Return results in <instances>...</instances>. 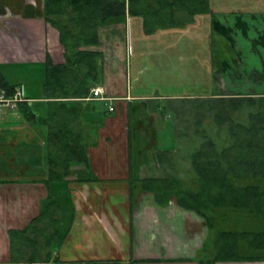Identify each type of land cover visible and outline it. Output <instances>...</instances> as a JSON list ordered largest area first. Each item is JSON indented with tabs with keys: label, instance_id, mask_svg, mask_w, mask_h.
Wrapping results in <instances>:
<instances>
[{
	"label": "crops",
	"instance_id": "obj_1",
	"mask_svg": "<svg viewBox=\"0 0 264 264\" xmlns=\"http://www.w3.org/2000/svg\"><path fill=\"white\" fill-rule=\"evenodd\" d=\"M126 22L105 25L93 47L104 59L92 89L103 88L104 96L91 89L81 106L91 169L72 166L62 219L73 220L46 264H264L214 260L204 217L175 198L159 204L139 181L161 177L153 168L166 173L154 159L181 140L166 119L169 100L264 94V0H210V11L192 24L152 35L140 17ZM51 29L44 0H0V69L9 80L14 67L25 69L17 82L36 97L44 96L48 55L54 64L65 60L59 34L58 49L50 45ZM27 100L34 118L20 106L0 111V264H23L13 262L9 232L39 215L49 194V105ZM172 129L174 141L165 145Z\"/></svg>",
	"mask_w": 264,
	"mask_h": 264
},
{
	"label": "trees",
	"instance_id": "obj_2",
	"mask_svg": "<svg viewBox=\"0 0 264 264\" xmlns=\"http://www.w3.org/2000/svg\"><path fill=\"white\" fill-rule=\"evenodd\" d=\"M44 5L45 20L58 30L65 57L64 62L54 64L48 55L44 96L36 97L26 85L10 82L0 69V91L6 96H13L21 88L25 98H43L49 105L48 117L43 119L49 130V194L39 215L26 227L9 232L13 262L23 264H46L52 260L53 242L63 241L73 220L72 216L66 223L62 219L72 166L91 169L90 142L82 123L81 106L102 78L104 54L93 48L100 45V29L110 23H126L129 15L140 17L144 33L152 35L158 30L184 28L197 15L210 11V0H44ZM226 99L218 96L185 101L197 109L194 121L188 125L202 137L200 148L191 154L196 176L188 180L195 189L184 187L186 179L172 169L165 176L139 181L142 189L154 193L159 204L166 205L175 198L180 206L204 217L215 234L208 242L217 249L214 260H264V96L232 97L230 104H226ZM28 102L21 101L19 106L27 117L34 118ZM174 103L169 100L164 110L177 117L179 107H174ZM203 107L204 114L211 117L210 126L200 118L199 109ZM206 125L225 127L229 145L219 150L206 133ZM175 132L178 138L190 135L179 127ZM157 157L163 164L172 161L170 151ZM70 211L74 215V208ZM232 216L251 217L261 226L226 229V224L216 229L220 223L230 222Z\"/></svg>",
	"mask_w": 264,
	"mask_h": 264
},
{
	"label": "rangeland",
	"instance_id": "obj_3",
	"mask_svg": "<svg viewBox=\"0 0 264 264\" xmlns=\"http://www.w3.org/2000/svg\"><path fill=\"white\" fill-rule=\"evenodd\" d=\"M51 28H53V29H51L53 31V32L51 31L53 33V35H52L50 45L53 46L55 49H58L57 45H59L60 42L57 41V36H58L59 32L53 26H51ZM126 29H128V28H126ZM54 36H55V39H54ZM59 36H60V34H59ZM52 55L56 56L55 53H52ZM12 71H14V78H12V80H10V82H12V83L19 81L22 74L26 73V70L23 68H20V67H14L12 69ZM7 72H8V70H7ZM32 75H33L32 78L35 82H36V79L40 77V76L35 77L34 73H32ZM39 81H40V78L38 79L37 82L39 83ZM174 104H175L174 107H176V108L179 107V109H177L178 110L177 117H175V114L172 115L171 114L172 112H168L166 115V119L170 122H173L175 125V128L179 127V129L182 132L190 133V135L188 137L181 138V140L174 141L175 133H174L173 129L171 130V133L167 135L165 145H169L170 143L172 144L174 141L173 145L170 148V150H171L170 153L172 155V161L174 163L172 161H168L167 164L165 163L166 164L165 166H166L167 171L171 172V169H172L174 174H177L179 177L186 179L185 181H187V182H185L184 187L195 189L196 187H195L194 183L191 182L190 180H188V178L193 179L196 176L195 170L192 167L191 154H192V152H195L200 148V146L202 144V137L197 135L196 133H193V131L191 129L192 127L190 128V126L188 124H191L194 121L195 116L197 115V109L193 110V108L191 107L192 104L190 102H179L178 100H175ZM18 106L19 105H17V107ZM205 109H206L205 107L199 109L200 114H201L200 118L201 119L204 118L203 124L205 122V124L209 125L210 123H212V121H211V117H208L207 115L204 114ZM206 126H204L206 129V133L215 141L216 146L219 150H222L223 148H225L226 146L229 145L230 136H229L227 129L225 127L215 129V127H213V126H211L212 128H209L208 126L207 127ZM199 127L201 129V128H203V125H201ZM154 162L157 163L160 161H159V159L156 158V159H154ZM175 168H176V170H174ZM153 169H154V170H152L153 175L155 174V175H159L161 177L165 176V171L164 172H155L156 168H153ZM156 173H158V174H156ZM226 224L228 225V226H225L226 229L227 228L250 229V228H256V227L261 226L259 223H257L251 217L247 218L246 216H239V217L232 216V218H230V222L228 221L225 224L220 223L219 226L217 225L216 229L223 228V225H226ZM212 239H213V235H212ZM212 244H214V243L211 242L210 245H212ZM208 254H209L208 252L205 253L204 258L209 257ZM209 255L211 256V254H209Z\"/></svg>",
	"mask_w": 264,
	"mask_h": 264
},
{
	"label": "built area",
	"instance_id": "obj_4",
	"mask_svg": "<svg viewBox=\"0 0 264 264\" xmlns=\"http://www.w3.org/2000/svg\"><path fill=\"white\" fill-rule=\"evenodd\" d=\"M92 94L94 97L104 96V89L97 87L92 89ZM27 100L24 97V93L21 88H18L13 96H6L4 92H0V111L4 107L16 108L18 103Z\"/></svg>",
	"mask_w": 264,
	"mask_h": 264
},
{
	"label": "flooded vegetation",
	"instance_id": "obj_5",
	"mask_svg": "<svg viewBox=\"0 0 264 264\" xmlns=\"http://www.w3.org/2000/svg\"><path fill=\"white\" fill-rule=\"evenodd\" d=\"M215 94V93H214ZM214 94H212V96H210L211 98H215V97H218V96H221V97H225V98H227L226 99V104H230L231 103V101H230V98H232V97H238V96H252V97H260V96H264V94H256V95H232V96H224V95H222V94H220L219 93V95H214ZM207 98H209V97H207Z\"/></svg>",
	"mask_w": 264,
	"mask_h": 264
}]
</instances>
